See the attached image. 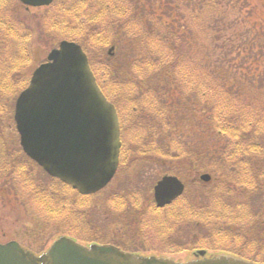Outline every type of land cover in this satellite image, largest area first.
<instances>
[{"label":"trees","instance_id":"16d2710c","mask_svg":"<svg viewBox=\"0 0 264 264\" xmlns=\"http://www.w3.org/2000/svg\"><path fill=\"white\" fill-rule=\"evenodd\" d=\"M163 1L165 4V0ZM181 1L167 0V4L173 3V6L180 11L188 10L185 17H181L180 14L176 15L178 10L168 5L151 7L148 0H56L51 6L45 7L50 9L48 13L53 10V15L44 18L39 26L41 33L59 32L65 38L79 42L88 53L94 72L101 71L100 67L105 68L106 71H127L126 73L129 74L124 84L128 89L139 92H144L145 89L144 93L158 94L159 97L164 94H173L172 88H178L182 93L187 94L188 110L193 105V108L195 107L201 113L209 112L205 115L211 123L210 127L224 140L221 152L196 161V163L202 162L199 169L211 173L213 180L219 183L217 186L221 184L219 178L221 174L228 175L230 180L239 179L244 182L240 174L234 175L228 162L240 161L245 153H258L264 150V0H186L187 5L177 4ZM0 4V16L7 13L12 17L10 11L22 6L18 0H0ZM12 5L14 8L10 10ZM230 11L239 17H236L233 23L225 29V26L221 25V19ZM180 18H185L188 22L180 21ZM96 22L106 25L99 33L92 29V25ZM146 22L150 23L148 27H146ZM18 23L22 28H13L14 35L23 38L25 45L32 47L35 44L34 32L36 31L31 32L29 26L24 29L25 23ZM245 24L249 26H245L242 30L241 26ZM185 27H188V33L183 29ZM6 37L0 43L1 47L13 40L11 35L10 38L6 39ZM113 43L116 46V52L113 56H106L102 50L109 44L114 45ZM116 44L120 45L122 58L118 55L119 48ZM228 46H235L236 49L229 51L226 49ZM96 50H100V54L95 55ZM218 53L219 62L215 65L211 64L212 54L215 56ZM221 56H225L226 62L223 58L221 59ZM100 58L102 61L97 63L96 61ZM16 59L26 66L29 61H32L31 58L24 56L23 59L21 56ZM231 61L235 63L231 65ZM5 66L9 72L0 73V113L7 110L8 102V98L2 91L14 89L16 82L12 69H20L15 67L14 63ZM183 71H188V75L187 72L182 75ZM149 75L151 78L148 77ZM29 79L26 78L23 81L24 86L16 92L18 95L28 85ZM97 80L103 92L118 108L123 143L121 152L123 150L125 152L126 124L123 119L126 117L121 114L123 107L120 102L110 98V94L105 92L98 77ZM169 100L171 101V97ZM190 124L189 121L188 125ZM3 144L4 141H0V167L3 166L2 162L5 160ZM192 147L195 151L200 150L199 145L196 147L192 145ZM143 151L152 153L145 150V147ZM174 153L175 156H179L175 151ZM153 154L163 159L167 156L160 152L158 147L154 148ZM28 159L34 172L36 167L40 169V166L30 157ZM196 163L188 162V166L196 165ZM22 166L23 169L24 165ZM11 167L13 166L9 168ZM21 171L24 170L17 168L18 173ZM166 173L174 172L167 171ZM25 175L27 176V173ZM50 179L61 185L57 184L58 186L55 187L42 184L37 191H34L39 182L27 178L25 184L29 182L34 184L31 190L34 191L35 197L31 202L34 203L36 200L44 213L46 212L57 220L61 217L60 215L67 218L77 216L79 220L87 223L83 225L85 229L82 230L83 233H93L92 226L83 213L85 209L83 202L86 199L89 201L90 198L69 189L68 185L56 181V178L50 177ZM65 198L70 199L68 202H63ZM76 200L79 203H74L77 202ZM111 202L122 207L115 214L120 216V222L127 233L135 230L142 231L143 227L148 224L147 209H144L139 201L128 203L118 196ZM194 203L188 202V214H184L183 211L186 207L178 206L174 209L179 203L163 211L150 205L153 210L150 221L153 224L167 226L170 224L171 216L174 217L173 222L176 216L184 218L204 216V218H216V220L230 218L237 221L249 218L253 220L254 230L257 232L264 230L263 216L259 215L257 218L245 214L254 212L250 209L244 214H239L237 209L223 204L217 196L208 195V202L204 206L202 200L198 202L199 204ZM228 234L231 235V233ZM67 235L76 238L73 235ZM221 236L223 235H218V238ZM89 241L100 242L98 238ZM221 242L222 239L217 243ZM254 243L253 238L249 237L248 244ZM244 244L245 248H251L245 242ZM120 247L125 249L121 245ZM243 250L240 248L239 251H230L220 248L217 252L264 264V255H259L260 251L264 252V250L256 248L248 250L252 253L256 251L254 254H247ZM133 252L138 255L143 254L140 251L134 250Z\"/></svg>","mask_w":264,"mask_h":264},{"label":"rangeland","instance_id":"374dc122","mask_svg":"<svg viewBox=\"0 0 264 264\" xmlns=\"http://www.w3.org/2000/svg\"><path fill=\"white\" fill-rule=\"evenodd\" d=\"M163 2V0H148L151 7L168 5L178 10L176 15L180 14L181 17H185L188 14V10L180 11L176 6H173V3L167 4V0H165V4ZM177 4L187 5L186 0ZM21 7L10 11L14 19L7 13L0 16V43L5 40L6 36V39L10 38V35L13 37L9 44L0 46V73L9 72L5 65L10 63H14L15 67L20 68L12 69L16 82L14 89L2 91L8 98V102L7 110L0 113V141H4L5 151V160L2 162L3 166L0 167V243L16 240L24 247L39 253L48 248L61 234L66 233L75 236L83 243L85 240H87L85 243H89V240L98 238L100 242L121 245L129 251L155 254L179 261L192 259L195 256L194 253L201 249L208 251L207 255L220 253L217 252L220 248L230 251H239L240 248H243L247 254L252 253L248 251L251 248L264 250V230L258 232L254 230L253 220H249V218L237 221L230 218L216 220V218L207 219L204 216L200 218L199 216L186 218L176 216L173 222L174 217L171 216L170 224L167 226L153 224L150 221L153 210L149 205L154 203V186L158 179L168 174L167 171H173L174 173L171 174L180 176L187 184L186 193L181 198L182 208L184 203L186 204V209L183 210L184 214H188V202L196 204L202 200L204 206L208 202L209 195L219 197L223 204L233 206L239 214H244L250 209L256 213L245 214L257 218L259 215L264 217L262 215L264 214V150L258 153H245L240 161L228 162L230 170L234 172V175L240 174L244 182L239 179L230 180L226 174H221L219 177L221 180L219 186L213 177L208 182L201 179V175L209 172L200 170L202 162L196 163V161L221 152L220 149L224 147V140L210 127L211 123L207 120L209 112L201 113L195 107L193 108V105L188 110L187 94L182 93L178 88H172L173 94H164L161 97L154 93H144L145 89L144 92L128 89L124 84L126 76L129 74L126 73L127 71H106L103 67H100L101 71H95L105 92L110 94L111 99L120 102L123 107L121 114L126 117L123 119L126 131H124L125 152L123 150L121 153V161L124 162L120 163L121 166L116 177L105 189L97 195L89 197V201L86 199L83 202L85 208L83 213L89 220L93 233H83L82 230H85L83 225L87 223L79 220L77 216L67 218L60 215L61 217H58L57 220L46 212L44 213L43 208L36 200L34 203L31 202L35 197L34 191H37L42 184L55 187L58 186L57 184H61L50 179L51 176L42 167L40 169L36 167L34 172L30 160L24 153L21 136L14 118L18 96L16 92L24 86L23 81L26 78H31L38 63L45 61L50 50L65 37L59 32L41 33L39 24L44 18H48V15H53V10L48 13L50 9L45 7L33 9ZM13 8L14 5L10 7V10ZM236 17L239 16L230 11L227 16L221 19V25L225 26V29L228 28ZM180 21L188 22L185 18H180ZM18 22L25 23L24 29L29 26L31 32L36 31V33L34 32L35 44L32 47L25 45L23 38L14 35L13 28H22ZM149 25L150 23L146 22V27ZM245 26L249 25L245 24L241 26V29L243 30ZM105 27L106 25L102 22L92 25V29L96 33L101 32ZM183 29L188 33V27ZM116 45L119 48L118 55L122 58L120 45ZM112 47V44L107 45L102 50L103 53L106 56L109 55V50ZM226 49L233 51L236 47L228 46ZM94 54H100V50H96ZM129 55L131 56V52ZM18 56H21L22 59L23 56L29 57L32 61H29L26 66L16 59ZM222 58L226 62L225 56H221ZM101 61L100 58L96 62ZM217 62H219V53L215 56L212 54L211 64L215 65ZM234 63L235 61H231L230 64ZM186 72L188 75V71H183L182 75H185ZM148 77L151 78L150 75ZM16 79L20 80L16 81ZM206 113L207 115H205ZM188 116H192V118H188ZM189 121L190 125H188ZM192 145L195 147L199 145L200 150L195 151ZM143 147L152 153L144 152ZM155 147H158L160 152L167 154L165 159L161 156L158 158L153 154ZM174 151L179 156H175ZM188 162H195L196 165L188 166ZM22 164L24 165L23 169ZM10 166L13 167L9 168ZM17 168L24 171L18 173ZM27 178L39 182L34 191L31 190L34 186L33 182L25 184ZM215 186H217L216 189ZM60 189L62 188L60 187ZM70 195L74 196L72 193ZM113 196H119L128 203L135 200L140 201L142 207L147 209L148 224L143 227L142 231L126 232L120 222V216L115 214L122 207L111 203ZM69 199L65 198L63 202H68ZM218 235L223 236L218 238ZM249 237L253 238L254 244H248ZM220 239L222 242L217 243ZM244 242L251 248H245ZM259 255L263 256L264 252L260 251Z\"/></svg>","mask_w":264,"mask_h":264},{"label":"water","instance_id":"95a60500","mask_svg":"<svg viewBox=\"0 0 264 264\" xmlns=\"http://www.w3.org/2000/svg\"><path fill=\"white\" fill-rule=\"evenodd\" d=\"M33 6L53 0H21ZM15 120L24 151L51 176L83 194L104 188L115 175L121 149L117 110L100 89L82 46L63 40L38 66L17 98ZM206 181L209 174L202 175ZM183 182L165 175L155 186L159 207L184 191ZM186 262L141 256L114 245H84L61 236L41 255L17 241L0 243V264H257L221 254Z\"/></svg>","mask_w":264,"mask_h":264},{"label":"flooded vegetation","instance_id":"af4514ba","mask_svg":"<svg viewBox=\"0 0 264 264\" xmlns=\"http://www.w3.org/2000/svg\"><path fill=\"white\" fill-rule=\"evenodd\" d=\"M185 190H187V188H185ZM185 192H186V191H185ZM182 196H183V195H182ZM182 196H181V197H182ZM175 201H176V202H175ZM175 201H174L175 203L172 202V204L174 203L172 206H174L176 203H179V204H177V205L174 207V209H175L176 207H178V206H182V199H181V198H180V199L178 198V199H176ZM150 205H151V204H150ZM150 205H149V206H150ZM170 205H171V204H170ZM156 206H157V205H156ZM168 206H169V205H168ZM172 206H171V207H172ZM157 207H158V206H157ZM157 207H156V208H157ZM165 207H167V206H165ZM165 207H163V208H165ZM184 207H186V204H185V203H184ZM159 208H160V207H158L157 209H159ZM163 208H160V209H163Z\"/></svg>","mask_w":264,"mask_h":264}]
</instances>
